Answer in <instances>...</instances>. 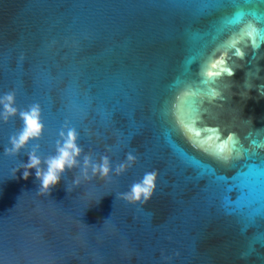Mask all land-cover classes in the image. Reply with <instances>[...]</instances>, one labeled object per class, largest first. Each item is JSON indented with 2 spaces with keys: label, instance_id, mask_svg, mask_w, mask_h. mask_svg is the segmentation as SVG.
Listing matches in <instances>:
<instances>
[{
  "label": "water",
  "instance_id": "95a60500",
  "mask_svg": "<svg viewBox=\"0 0 264 264\" xmlns=\"http://www.w3.org/2000/svg\"><path fill=\"white\" fill-rule=\"evenodd\" d=\"M250 26L264 29V0H0V97L38 104L44 125L9 157L22 121H0V264H264V41ZM220 67L234 75L207 76ZM69 127L81 163L109 156L111 179L77 188L74 169L40 195L23 164ZM212 128L241 151L210 155ZM153 170L149 202L120 198Z\"/></svg>",
  "mask_w": 264,
  "mask_h": 264
},
{
  "label": "clouds",
  "instance_id": "9594fccd",
  "mask_svg": "<svg viewBox=\"0 0 264 264\" xmlns=\"http://www.w3.org/2000/svg\"><path fill=\"white\" fill-rule=\"evenodd\" d=\"M209 75H215V73H209ZM17 117L22 121V127L16 134L9 137L10 146L4 149L9 157L18 156L31 142L41 138L44 132L40 106L33 104L26 110H20L16 107L15 94L5 93L0 97V121L7 123L10 119ZM78 139L77 131L69 127L66 131H61L54 155L41 159L35 151L30 152L28 163L23 164V179L27 180L32 170H35V178L39 182L37 192L48 196L52 189L59 185L61 178L74 169L80 170V176L73 179V186L77 188L81 180L90 181L97 177L105 181L110 180L113 173L110 157L104 155L99 161H94L90 155H83L81 163L83 149L79 146ZM135 163L136 157L129 153L124 162L115 166V175L124 174ZM157 177L155 170L146 172L141 180L130 186L129 191L121 193L120 198L133 205L146 204L155 193Z\"/></svg>",
  "mask_w": 264,
  "mask_h": 264
},
{
  "label": "snow or ice",
  "instance_id": "6c2138e0",
  "mask_svg": "<svg viewBox=\"0 0 264 264\" xmlns=\"http://www.w3.org/2000/svg\"><path fill=\"white\" fill-rule=\"evenodd\" d=\"M247 34L254 38L253 43L257 47L259 46V44H258L256 38H259L260 41H264V29L258 31L257 29L252 28L250 26ZM230 46L234 47V45H230ZM236 55H241L239 49L236 50ZM218 66H220V61H218V60L215 63H212V65H211V67L213 69H216ZM209 73H213V72L208 71L207 72L208 77H213V76L220 77L222 75V73H227L229 75V73H233V72H232V69L230 67H220L219 71L215 72V75H209ZM229 76H231V75H229ZM209 94L212 97H215L217 95V92L215 90H210ZM262 94H264V92H262ZM196 112H197V110L195 108H193V113L195 114ZM185 129L190 134V138L192 136L195 137V139L192 140L193 145L202 147L205 142L201 140L200 129L196 128L194 126V124H185ZM206 131H208L210 133V135L207 137V139L211 140V139L215 138L216 140L220 141L216 145L214 150L213 149H207V148L205 149V151H207L210 155H215L217 158L222 157L224 152H225V148L228 146L229 141H231V147L233 150H235L237 153L239 151H241L240 149L237 148L238 141H237V139L234 138V136L232 134H229L226 139L221 140L220 133H219L218 129L212 128V129H207ZM230 155H231V153H230ZM260 216L264 217V215H260Z\"/></svg>",
  "mask_w": 264,
  "mask_h": 264
}]
</instances>
